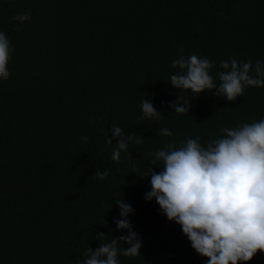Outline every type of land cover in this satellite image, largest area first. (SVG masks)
<instances>
[{"label":"trees","instance_id":"16d2710c","mask_svg":"<svg viewBox=\"0 0 264 264\" xmlns=\"http://www.w3.org/2000/svg\"><path fill=\"white\" fill-rule=\"evenodd\" d=\"M0 4V32L12 48L10 76L0 79V264H84L85 244L100 246L97 233H111L107 241L127 234L113 223L117 199L131 205L128 219L142 240L140 256L119 255L120 264H207L155 199L145 200L150 177H139L161 170L150 153L170 142L206 145L225 127L264 119V87L234 102L215 90L181 93L191 105L185 116L169 107L180 92L168 82L180 47L213 61L214 78L230 57L264 61V0ZM26 12L30 21L13 20ZM141 99L163 118L139 119ZM113 123L143 138L119 162L111 159L116 140L106 145L100 131L111 138ZM163 128L173 135L161 136ZM105 169V179L92 178ZM248 264H264V254Z\"/></svg>","mask_w":264,"mask_h":264},{"label":"clouds","instance_id":"9594fccd","mask_svg":"<svg viewBox=\"0 0 264 264\" xmlns=\"http://www.w3.org/2000/svg\"><path fill=\"white\" fill-rule=\"evenodd\" d=\"M2 6V4H0ZM30 13H17L13 20L19 24L30 21ZM19 31V28H17ZM180 47L171 61L173 69L168 82L180 94L169 107L175 114L187 115L191 105L189 98L215 90V95L234 102L243 96L247 88L264 87V61L252 59L246 62L235 57L222 60L220 71L211 74L214 62L196 54L185 55ZM12 48L4 32H0V79L8 80V63ZM218 80V82H217ZM139 119L159 120L163 117L153 106L151 99H141ZM106 145H112L111 159L119 162L121 153H127L130 143H141L142 137L134 133L125 135L115 123L111 126V138L100 129ZM222 136L202 145L199 138H186L177 147L170 142L166 148L150 153L152 164L160 163V171L152 168L141 179L150 177L151 191L145 200L155 199L167 220L180 226L192 249L206 258L207 264H248L257 253L264 254V119L243 123L234 128L221 129ZM161 136L171 137L172 131L163 128ZM87 142L88 138L82 136ZM126 158H130L126 156ZM107 169L96 170L94 179L103 180ZM119 219H114L117 231L126 235L107 238L111 233L99 232L95 239L100 246L87 247L84 264H120L119 255L140 256L142 240L132 230L128 219L133 209L122 199L116 200ZM105 220L102 224H105ZM107 241V242H106ZM128 245L125 250L121 245Z\"/></svg>","mask_w":264,"mask_h":264}]
</instances>
